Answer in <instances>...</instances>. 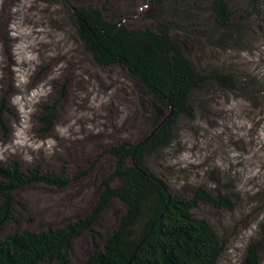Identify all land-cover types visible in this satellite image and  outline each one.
Listing matches in <instances>:
<instances>
[{
  "label": "rangeland",
  "instance_id": "rangeland-1",
  "mask_svg": "<svg viewBox=\"0 0 264 264\" xmlns=\"http://www.w3.org/2000/svg\"><path fill=\"white\" fill-rule=\"evenodd\" d=\"M209 2L0 0V168L16 164L21 173L37 168L39 174L53 175L65 169L69 180L63 189L38 183L13 192L11 219L0 227V241L91 213L102 181L113 171L108 149L141 139L135 111L139 101L148 98L124 71L98 67L78 39L71 13L85 5L126 28L154 31L159 22L168 23L171 36L203 76L222 71L241 82L234 91L213 86L195 96L192 118L177 122L168 145L148 157L147 164L173 194L189 197L199 186L213 194L234 193L237 203L232 213L203 204L193 212L221 238L217 264H240L247 245L264 240V25L255 18L262 28L258 30L255 20L247 18V40L238 45L235 30L224 35L215 28ZM233 3L231 9L239 10L246 0ZM259 9L264 14L262 5ZM18 10L16 19L7 24L11 12ZM21 25L23 30H17ZM192 27H201L203 37ZM22 31H31L32 39L16 44ZM225 37L230 41L224 43ZM54 102V120L44 133L39 117L43 107ZM119 183L115 180L112 186ZM124 211V205L112 199L100 213L95 230L102 240ZM262 249L264 264V244ZM92 252V239L84 232L73 242L70 260L84 264Z\"/></svg>",
  "mask_w": 264,
  "mask_h": 264
},
{
  "label": "trees",
  "instance_id": "trees-1",
  "mask_svg": "<svg viewBox=\"0 0 264 264\" xmlns=\"http://www.w3.org/2000/svg\"><path fill=\"white\" fill-rule=\"evenodd\" d=\"M154 1L162 5L168 0ZM232 4L233 0H210L208 9L215 28L224 35L235 30L236 43L243 45L249 31L247 18L253 22L260 19L264 25V16L260 18L264 14L259 9L264 3L246 0L239 10H232ZM71 19L78 39L98 67L122 70L141 86L148 98L139 101L135 111L142 136L134 144L121 142L108 149L114 160L113 171L102 181V192L91 213L58 227L5 237L0 241V264H72V244L84 232L89 233L93 244V252L84 264H217L223 248L221 238L207 220L195 217L193 212L203 204L232 213L237 203L234 193L213 194L199 186L189 197L173 194L166 182L150 170L147 158L168 145L182 117L192 118L195 96L213 86L234 91L241 82L222 71L212 70L203 76L187 50L171 36L168 23L159 22L154 31L126 28L105 19L91 5L74 7ZM256 28L260 30L261 25L256 23ZM191 29L203 37L201 27ZM223 41L229 42L230 37ZM56 103L43 107L39 121L44 133L51 128ZM38 172L35 168L21 173L16 164L0 168V227L11 219L13 192L38 183L57 189L69 184L65 169L58 175ZM115 180L120 183L112 186ZM112 199L120 201L125 211L102 240L95 226H99V215ZM263 244L264 240L251 241L240 264H261Z\"/></svg>",
  "mask_w": 264,
  "mask_h": 264
},
{
  "label": "bare ground",
  "instance_id": "bare-ground-1",
  "mask_svg": "<svg viewBox=\"0 0 264 264\" xmlns=\"http://www.w3.org/2000/svg\"><path fill=\"white\" fill-rule=\"evenodd\" d=\"M11 10V9H10ZM18 13H19V10L17 11V12H11V14H12V16H9L8 17V20H7V24H10L11 22H12V18H14V19H16V16L18 15ZM24 23H26V21H24ZM15 24V23H14ZM19 24H22V22L21 23H19ZM24 25V24H23ZM23 25H21L20 27H18L17 28V30L19 29V30H23ZM23 39H25L27 42H30L31 41V39H32V32L30 31L29 33H26V32H21L20 33V37H18L17 38V43L16 44H21L22 43V41H23ZM16 41V40H15ZM41 42L42 41H40L39 39H38V45L39 44H41ZM25 43V42H24ZM31 46V43L30 44H28V47H30ZM23 49H25V48H23Z\"/></svg>",
  "mask_w": 264,
  "mask_h": 264
}]
</instances>
